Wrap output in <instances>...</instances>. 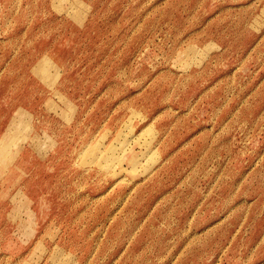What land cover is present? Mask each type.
Listing matches in <instances>:
<instances>
[{
  "label": "rangeland",
  "instance_id": "obj_1",
  "mask_svg": "<svg viewBox=\"0 0 264 264\" xmlns=\"http://www.w3.org/2000/svg\"><path fill=\"white\" fill-rule=\"evenodd\" d=\"M0 264H264V0H0Z\"/></svg>",
  "mask_w": 264,
  "mask_h": 264
},
{
  "label": "bare ground",
  "instance_id": "obj_2",
  "mask_svg": "<svg viewBox=\"0 0 264 264\" xmlns=\"http://www.w3.org/2000/svg\"><path fill=\"white\" fill-rule=\"evenodd\" d=\"M121 145V144H120ZM127 151V150H126ZM128 151H129V149H128ZM140 157V156H139ZM115 160V159H114ZM132 162H135V163H138L137 161H139L137 158H136V155L133 153V152H131V159H130ZM118 161H120V159H118ZM134 163V164H135ZM140 164V163H139ZM109 165V164H108ZM130 165V164H129ZM136 165V164H135ZM134 166V165H133Z\"/></svg>",
  "mask_w": 264,
  "mask_h": 264
}]
</instances>
